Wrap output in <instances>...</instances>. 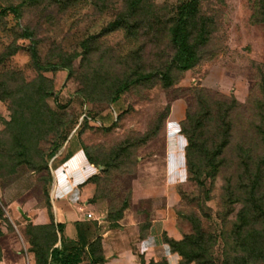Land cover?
<instances>
[{"label": "rangeland", "instance_id": "374dc122", "mask_svg": "<svg viewBox=\"0 0 264 264\" xmlns=\"http://www.w3.org/2000/svg\"><path fill=\"white\" fill-rule=\"evenodd\" d=\"M125 1L0 0V82L15 86L42 76L50 90L45 101L68 125V137L76 133L97 162L109 161L105 170L98 166V187L112 206L117 208L128 199L142 167H149L154 172L149 177L154 187L165 183L170 189L169 223L181 238L198 226L209 236L213 264H222L225 254L235 253L230 247L231 231L239 206L228 201L226 182L230 179L239 193L238 175L244 170L238 147L258 142L252 129L260 122L257 106L263 97L264 0H198V15L203 18L199 20L208 31L199 62L185 71L172 69L167 87L155 75L130 84L111 102L112 91L134 79L137 67L155 72L169 63L174 50L167 27L182 3L148 0L153 17L150 28L136 34L122 28L103 32L123 10ZM24 30L31 33L30 38L23 36ZM31 44L40 68L32 62ZM60 62L68 68H53ZM10 101L0 99V264H32L26 225L33 223L38 207L45 205V192L50 189L47 154L63 139L55 138L53 132L46 139L32 136L29 153L19 155L14 125L9 124ZM220 103L235 104L224 168L214 178L203 174L198 178L185 165L182 176L166 181L159 171L164 164L159 154L168 146L165 137H183L186 146L183 128L188 124L187 114L204 107L215 114ZM106 114L109 124L102 119ZM152 132L155 136L142 143L144 134ZM255 149L253 157L259 158V143ZM52 159L47 161L49 173ZM260 191L264 193V182ZM151 203L168 206L165 199ZM172 254L176 256L173 263L180 264V257Z\"/></svg>", "mask_w": 264, "mask_h": 264}, {"label": "trees", "instance_id": "16d2710c", "mask_svg": "<svg viewBox=\"0 0 264 264\" xmlns=\"http://www.w3.org/2000/svg\"><path fill=\"white\" fill-rule=\"evenodd\" d=\"M151 6L148 0H126L123 10L106 26L103 32L122 28L128 34H136L144 27L150 28L153 21L151 19L153 17L149 13ZM13 11L15 12L16 9L13 8ZM262 18L264 20V13ZM199 19L203 18L198 15V0H182L176 15L170 17L167 27L170 44L174 50L169 63L163 69L155 72L142 71L137 67L134 70V79L115 87L110 95V101L114 102L132 83L157 75L160 77L162 85L167 87L171 84L170 72L172 69L185 71L194 67L201 59L200 49L208 35L203 20ZM154 20L157 22L158 19ZM23 36L30 38L31 33L24 30ZM29 49L34 66L40 68L35 45L31 44ZM53 68L67 69L68 66L60 62L53 65ZM9 75L12 76L13 73ZM43 80L45 79L39 76L38 79L30 82L21 80L15 86L9 82H0V99L10 98L11 100L12 116L9 124L14 125V141L20 147L19 155L26 156L29 153V141L32 136L46 139L48 134L53 132L55 138L61 137L63 139V143L68 138V125L66 126L59 120V116L45 101L46 97L50 95V90ZM220 105V111L215 114L207 106L208 108L204 107L198 113H189L186 116L188 124L183 128L187 139L184 148L185 164L186 169L195 173L198 178L202 174L204 177L214 178L226 163L224 153L228 149L234 129L230 115L235 104L220 103ZM257 110L260 122L253 125L252 131L258 142H252L253 144L250 143V146L248 144L245 147L244 145L238 147L241 152L240 162L244 170L238 175L237 188L239 193L237 194L234 190L230 179H227L225 186L228 201L232 204H239V206L235 211L236 222H234L231 231L233 237L230 247L233 251L235 250V253L230 256L225 254L222 264H264V193L260 191L264 182V86L263 97L258 102ZM209 127L211 128L209 129ZM153 136H155V132L144 134L142 143ZM63 143L51 148L47 154V161L57 154ZM258 143L261 153L259 158H255L252 153H256L255 148ZM83 149L91 164L97 167L102 166V170L109 166V161L97 162L89 153L86 145H83ZM47 161L45 162L47 181L51 183ZM90 180L96 184L97 197H108L105 192L99 190V175L91 177ZM45 193V206L48 211L49 223L33 225L28 222L26 225L28 251L33 254L35 264H54L58 250L53 245L57 239V232H62L61 225H55L53 222L47 189ZM126 206L127 199H124L119 207H110L107 216L108 220L112 221L110 226H117L115 222L121 218ZM148 225L149 223H145L143 227H148ZM208 238L209 236H206L198 226L193 233L185 234L178 240L163 234V240L169 246L170 252L176 253L180 257V264L190 262L213 264L210 249L212 245L208 242ZM88 250L93 264H103L104 257L100 237H96L89 243ZM1 258L2 250L0 248V260ZM148 264H168V262L164 259L157 262L151 260Z\"/></svg>", "mask_w": 264, "mask_h": 264}, {"label": "crops", "instance_id": "0c3cea01", "mask_svg": "<svg viewBox=\"0 0 264 264\" xmlns=\"http://www.w3.org/2000/svg\"><path fill=\"white\" fill-rule=\"evenodd\" d=\"M102 119L109 124L108 114ZM165 142L168 146H164L163 153L159 154L164 162L159 171L162 170L166 181L170 182L171 176L179 178L186 171L185 139L170 135L165 137ZM143 161H140L141 167ZM142 169L130 187L127 206L121 218L116 220L117 226H110L112 221L107 217L112 206L110 198L97 197L96 184L90 180L100 174L99 169L88 161L76 133L67 138L50 164L48 196L53 222L62 228L61 233L57 232L53 245L58 250L54 264H93L88 245L96 237L101 240L103 264H148L151 260L163 259L174 264L176 256L163 240L164 233L176 240L181 238L169 223L170 189L165 183L154 187L150 181L154 172L149 167ZM156 198L168 200V206L152 205ZM36 212V216L31 218L33 225L49 223L45 205L38 207ZM87 213L91 216L88 217ZM145 223H149L148 227H143ZM27 252L35 264L33 254Z\"/></svg>", "mask_w": 264, "mask_h": 264}, {"label": "water", "instance_id": "95a60500", "mask_svg": "<svg viewBox=\"0 0 264 264\" xmlns=\"http://www.w3.org/2000/svg\"><path fill=\"white\" fill-rule=\"evenodd\" d=\"M21 213H22V212H21ZM22 215H23L26 219L29 220V217H28V216L24 215L23 213H22Z\"/></svg>", "mask_w": 264, "mask_h": 264}, {"label": "built area", "instance_id": "2783aa9c", "mask_svg": "<svg viewBox=\"0 0 264 264\" xmlns=\"http://www.w3.org/2000/svg\"><path fill=\"white\" fill-rule=\"evenodd\" d=\"M87 216H88V217H90V216H91V214H90V213H87Z\"/></svg>", "mask_w": 264, "mask_h": 264}]
</instances>
